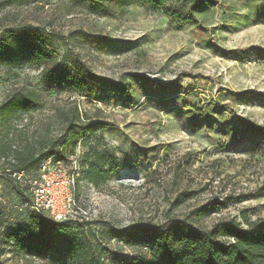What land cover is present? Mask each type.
Wrapping results in <instances>:
<instances>
[{"label": "rangeland", "instance_id": "1", "mask_svg": "<svg viewBox=\"0 0 264 264\" xmlns=\"http://www.w3.org/2000/svg\"><path fill=\"white\" fill-rule=\"evenodd\" d=\"M106 4L0 0V105L17 90L42 95L12 118L11 133L59 139L65 157L44 193L70 221L101 228L105 264L138 252L133 232L145 226L206 228L242 210L264 217V0L202 1L183 22L146 3ZM23 34L43 40V58L13 41ZM55 70L85 77L95 92L59 89L47 81ZM75 106L103 124L72 152L64 133ZM10 168L0 158V264H53L10 236L29 214L26 183Z\"/></svg>", "mask_w": 264, "mask_h": 264}, {"label": "trees", "instance_id": "2", "mask_svg": "<svg viewBox=\"0 0 264 264\" xmlns=\"http://www.w3.org/2000/svg\"><path fill=\"white\" fill-rule=\"evenodd\" d=\"M87 1H90V6L94 10H104L107 6L106 0ZM118 1L122 7L146 3L159 9L169 18L183 22L202 1L208 0ZM21 38L23 42L17 40ZM13 39L23 49L35 53L38 57H44L46 49L41 38L28 39L23 34L14 36ZM2 46L0 45V52L3 50ZM90 75L99 80L103 87L112 84L109 78L91 72ZM48 77L47 81L68 92L80 91L82 95L95 92L85 77L71 75L66 70H55ZM41 97V90L25 89L8 93L1 102L0 125L1 128L3 126V130L0 131V158L11 165L9 175L21 171L29 173L31 167L40 169L42 162L55 154L65 159L57 150L59 139H49L45 135L37 137L36 140L27 136L22 139L11 133L12 118L17 114L37 109L41 105ZM82 115L75 106L66 122L64 137L66 144L71 142L72 152L77 146L79 136L98 130L103 124L92 120L87 114ZM81 116L84 119L82 124L78 122ZM84 171L88 180L97 184L98 173L93 165L89 164ZM16 183L20 185L19 182ZM25 187L27 189L26 185ZM29 198V196L26 198V202ZM24 207L29 214L10 234L18 245L37 256H47L53 264H105L102 253L111 251L100 244L98 236L100 227L93 230L90 222L78 220V222L55 221L47 215L31 210L28 206ZM202 209H197L196 216L202 215ZM240 212L238 220L219 219L206 228L186 220L175 219L157 226L136 229L132 241L138 245L139 251L127 256L125 264H264V217L251 219L246 210Z\"/></svg>", "mask_w": 264, "mask_h": 264}, {"label": "built area", "instance_id": "3", "mask_svg": "<svg viewBox=\"0 0 264 264\" xmlns=\"http://www.w3.org/2000/svg\"><path fill=\"white\" fill-rule=\"evenodd\" d=\"M59 154L49 156L40 166L38 175H29L27 173L14 172L15 178L22 180L26 183L28 189L29 200L25 202V206H28L31 210L44 214L55 221H70V217L66 216V211L58 209L53 203L50 196L45 194V191H49L51 186L50 178L56 170H60L62 167V158ZM62 160V161H61ZM73 204L75 203L74 196L70 200ZM83 218V217H82ZM87 218V217H84Z\"/></svg>", "mask_w": 264, "mask_h": 264}]
</instances>
